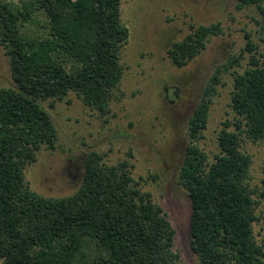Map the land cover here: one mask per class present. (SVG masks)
<instances>
[{
    "label": "trees",
    "instance_id": "1",
    "mask_svg": "<svg viewBox=\"0 0 264 264\" xmlns=\"http://www.w3.org/2000/svg\"><path fill=\"white\" fill-rule=\"evenodd\" d=\"M235 1L238 8L256 6L264 22V0ZM120 3L0 0V46L13 81L0 87V264H183L174 227L142 190L143 178L132 176L128 159L109 165L103 154L88 152L80 186L62 197L33 191L25 177L42 147H57L58 131L43 102L74 92L105 115L118 99L129 36ZM38 15L43 31L28 32ZM220 33L219 22L191 26L168 49L172 63L187 65ZM244 37L248 66L232 71L235 116L222 123L212 161L197 141L221 75L240 66L242 54L215 68L188 120L179 183L190 198L191 247L200 264H264V241L259 244L253 231L251 156L241 149L243 135L264 139V51L249 33Z\"/></svg>",
    "mask_w": 264,
    "mask_h": 264
},
{
    "label": "rangeland",
    "instance_id": "2",
    "mask_svg": "<svg viewBox=\"0 0 264 264\" xmlns=\"http://www.w3.org/2000/svg\"><path fill=\"white\" fill-rule=\"evenodd\" d=\"M120 13L129 36L121 50L125 69L116 91L118 99L111 101L105 115L85 105L74 92L43 102L58 131L57 147H42L26 167L25 177L33 191L62 197L80 186L88 152L103 154L109 165L128 159L133 165L132 176L143 178L142 190L162 206L174 227V248L183 264H200L191 247L190 198L179 183L189 142L188 120L215 68L227 64L228 57L242 54L245 32L259 51H264L263 16L254 5L238 8L235 0H121ZM38 20L42 23L43 17L38 15L34 24L26 25L28 32L43 31ZM216 22L222 33L211 36L206 48L187 65L175 66L168 55L172 43L182 40L191 26ZM3 51L0 46V87H7L13 81ZM242 55L240 66L221 75L206 128L197 141L211 161L219 152L222 123L235 116L230 106L232 71L248 66L250 54L244 51ZM241 149L251 156L249 184L258 216L253 231L262 244L264 139L254 141L243 135Z\"/></svg>",
    "mask_w": 264,
    "mask_h": 264
}]
</instances>
